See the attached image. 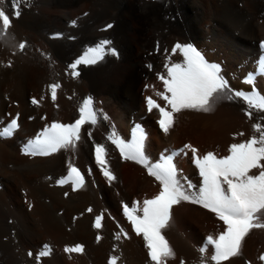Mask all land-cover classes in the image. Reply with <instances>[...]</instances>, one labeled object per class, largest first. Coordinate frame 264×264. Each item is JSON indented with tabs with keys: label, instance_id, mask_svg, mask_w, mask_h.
Returning <instances> with one entry per match:
<instances>
[{
	"label": "bare ground",
	"instance_id": "6f19581e",
	"mask_svg": "<svg viewBox=\"0 0 264 264\" xmlns=\"http://www.w3.org/2000/svg\"><path fill=\"white\" fill-rule=\"evenodd\" d=\"M6 3L10 12L11 0ZM12 25L14 39L0 41V130L17 114L19 128L10 137L0 136V264H36L35 255L45 244L50 255L41 264H108L112 255L120 257L118 264H152L123 205L139 201L142 207L159 193V181L142 164L123 159L108 136L115 131L127 142L139 126L146 134L145 155L155 164L185 144L198 149L199 156L213 152L223 157L231 144L253 135V124L264 114L254 112L249 118L238 98L219 100L209 113H175L165 134L157 123L158 111L148 112L146 97L165 107L156 95L163 91L157 74L165 73L166 58L182 62L181 54L171 52L177 43H191L209 62L219 64L232 89L255 87L264 94V0H26ZM104 39L118 55L79 65L80 74L73 77L68 65ZM21 42L26 43L23 52L17 47ZM249 76L253 85L245 83ZM56 82L61 87L53 102L48 85ZM89 96L100 119L94 127L84 125L75 151L25 153L28 141L45 126L74 122ZM33 98L39 103L33 104ZM95 143L106 147L116 176L111 183L95 163ZM69 160L85 179L75 190L71 183H58L67 175ZM174 163L200 185L190 150L176 155ZM101 215L97 229L95 219ZM223 229V222L198 204L174 205L163 235L175 258L166 264H200L206 237ZM77 244L82 252L65 251ZM211 254L209 246L205 255ZM261 254L264 229H255L245 238L241 255L226 264H264Z\"/></svg>",
	"mask_w": 264,
	"mask_h": 264
},
{
	"label": "snow or ice",
	"instance_id": "6c2138e0",
	"mask_svg": "<svg viewBox=\"0 0 264 264\" xmlns=\"http://www.w3.org/2000/svg\"><path fill=\"white\" fill-rule=\"evenodd\" d=\"M24 3L26 0H11L9 12L6 0H0V41L14 39L11 33L12 20L19 18L21 5ZM106 27L111 28L112 25ZM110 46L111 41L104 39L95 47L88 48L83 55L68 65L70 74L78 77L79 65H93L108 54L118 55L117 50ZM17 47L23 52L26 43L21 42ZM167 51L165 49V52ZM171 52L181 54L183 59L182 62H172L166 58L165 73L157 74V78L162 81L163 91L157 92L156 95L166 102L165 107H161L152 97H146L148 112L151 113L154 109L158 111L157 123L165 134L174 125L175 113L182 110L209 113L221 99L238 98L243 101L246 105L245 114L249 118H252L254 112L264 114V94L255 87L250 91L232 89L222 74L220 65L209 62L191 43H177ZM6 66L10 67L11 62ZM147 67L151 69L152 65ZM260 70L264 73V64ZM245 83L253 85L254 78L249 76ZM60 87L58 82L48 85L53 102L57 99V90ZM32 103L39 102L33 98ZM93 105L92 97L83 99L78 108L79 117L74 122L53 121L45 126L41 133L28 141L25 153L49 156L61 150L75 151L82 138L81 130L84 125L94 127L100 119V114ZM18 120L19 114L0 130V136H12L19 128ZM252 127L253 135L242 142L231 144L226 156L218 158L213 152L199 156L198 149L191 144H185L179 152L163 156L161 162L155 164L149 163L145 155L146 134L139 126L133 130L132 142H126L115 131L108 136V140L119 149L123 159L142 164L148 169V174L159 181V193L151 199H145L142 207L139 201L133 202L131 206L123 205L125 216L132 223L137 235H142L145 241L152 264H166L169 258H175V252L163 235V230L169 226L172 219L173 206L181 201L202 206L215 214L224 225L218 236L206 237L205 245L199 249L200 264H226L241 255L243 242L251 231L264 229V119L254 123ZM91 135L89 131L88 136ZM185 149L191 151L193 162L199 169L202 178L199 186L183 176L174 163V157ZM106 156L105 145L95 143V163L111 183L116 176L111 171ZM253 170H258V174H254ZM58 183H71L75 190L84 186L85 179L81 170L69 160L67 175ZM102 219V215L96 217L94 226L97 229L101 228ZM97 239L99 240V237ZM209 246L212 249L210 257L205 255ZM65 251L82 252L83 246L77 244L66 247ZM28 255L32 257L33 253L29 252ZM48 255L50 246L45 244L35 255L36 264H41L42 258ZM119 260V256L112 255L108 264H118ZM259 260L264 262V254L259 256ZM180 264H184V261L181 260Z\"/></svg>",
	"mask_w": 264,
	"mask_h": 264
}]
</instances>
